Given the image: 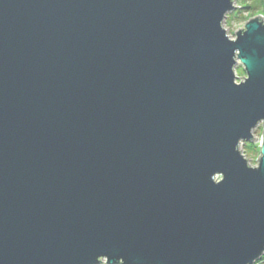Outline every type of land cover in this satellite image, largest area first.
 <instances>
[{"label": "water", "instance_id": "obj_1", "mask_svg": "<svg viewBox=\"0 0 264 264\" xmlns=\"http://www.w3.org/2000/svg\"><path fill=\"white\" fill-rule=\"evenodd\" d=\"M227 7L0 0V264H242L264 245V168L230 147L264 115V28L222 41Z\"/></svg>", "mask_w": 264, "mask_h": 264}, {"label": "clouds", "instance_id": "obj_2", "mask_svg": "<svg viewBox=\"0 0 264 264\" xmlns=\"http://www.w3.org/2000/svg\"><path fill=\"white\" fill-rule=\"evenodd\" d=\"M229 7L225 8L217 19V30L222 33V41L228 44H237L240 38L249 31L248 25L255 21L264 28V0H227ZM247 55L237 47L232 49L229 63L231 84L233 87H242L250 79ZM231 151L243 163L246 170L259 172L264 168V115L254 118L245 128L233 137ZM214 185L219 186L225 181V172H212ZM95 264H140L139 260L126 261L124 256H117L110 260L108 255H98ZM242 264H264V245L250 258H245Z\"/></svg>", "mask_w": 264, "mask_h": 264}]
</instances>
